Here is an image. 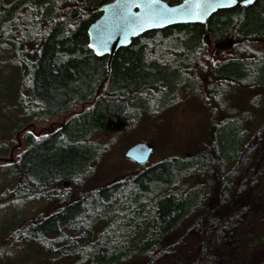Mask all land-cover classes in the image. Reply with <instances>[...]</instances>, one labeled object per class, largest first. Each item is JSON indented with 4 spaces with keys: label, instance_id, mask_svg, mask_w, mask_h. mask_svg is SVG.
Instances as JSON below:
<instances>
[{
    "label": "trees",
    "instance_id": "trees-1",
    "mask_svg": "<svg viewBox=\"0 0 264 264\" xmlns=\"http://www.w3.org/2000/svg\"><path fill=\"white\" fill-rule=\"evenodd\" d=\"M111 1L0 0V264H149L193 229L189 264H212V234L242 220L223 206L264 127V0H239L206 25L149 31L109 63L88 30ZM187 97L207 122L192 152L102 180L109 145L95 138L112 117L127 124L123 134L159 125ZM89 103L44 136L27 130ZM21 133L26 148L5 162ZM263 246L264 221L242 234L241 264Z\"/></svg>",
    "mask_w": 264,
    "mask_h": 264
},
{
    "label": "rangeland",
    "instance_id": "rangeland-1",
    "mask_svg": "<svg viewBox=\"0 0 264 264\" xmlns=\"http://www.w3.org/2000/svg\"><path fill=\"white\" fill-rule=\"evenodd\" d=\"M210 47L213 49V46ZM262 47L264 48V42ZM228 54L229 51L222 54L218 52L217 59L227 58ZM228 102L231 103L232 101ZM89 106L90 103L76 106L64 117L54 118L50 122H38L27 130L44 136L50 133L51 130L58 128L63 121ZM200 107L201 102L192 101L187 97L178 107L166 113L167 115L163 117L165 121H159V125L153 123L156 121L144 123L137 129L134 128L124 134L127 124L119 120L112 122L105 132L98 134L95 138L96 142L109 145L107 152L98 162L97 170L102 176V180H114L121 176V173L125 170L136 166L137 163L126 159L124 154L132 144L139 141L154 146V153L149 162L159 161L174 153L192 152V148L204 136V131L207 128V122L203 118L204 110L202 111V107ZM23 134L18 135L12 148V159H16L26 148ZM231 174L236 183L232 195L226 198L223 209L226 210V213L241 210L243 216L241 221L234 223L231 230L218 231L216 235L212 234V264H241L242 234L250 232L264 221V191H259L261 179L264 175V127L253 136L244 155L236 167L233 168ZM43 204L45 203H41L40 206H43ZM197 231V229H193L173 253L163 254L149 264H189L199 242ZM29 264L37 263L34 261ZM38 264L62 263L59 261H43ZM250 264H264V246L257 250Z\"/></svg>",
    "mask_w": 264,
    "mask_h": 264
},
{
    "label": "water",
    "instance_id": "water-1",
    "mask_svg": "<svg viewBox=\"0 0 264 264\" xmlns=\"http://www.w3.org/2000/svg\"><path fill=\"white\" fill-rule=\"evenodd\" d=\"M257 0H243L244 5H253ZM239 0H183L171 5L165 0H113L101 6L100 17L88 30L89 47L98 57H109L111 63L115 54L131 45L139 36L153 30H161L180 24H208L215 13L231 9ZM203 7L198 8L197 5ZM121 121L112 117L109 121ZM20 147V146H18ZM154 146L139 141L132 144L125 152L126 159L139 165L147 164ZM5 162L13 161L11 159Z\"/></svg>",
    "mask_w": 264,
    "mask_h": 264
},
{
    "label": "snow or ice",
    "instance_id": "snow-or-ice-1",
    "mask_svg": "<svg viewBox=\"0 0 264 264\" xmlns=\"http://www.w3.org/2000/svg\"><path fill=\"white\" fill-rule=\"evenodd\" d=\"M134 2H135V0H131V3H134ZM246 2H247V0H246ZM197 7L200 8V7H203V5L202 4H198Z\"/></svg>",
    "mask_w": 264,
    "mask_h": 264
}]
</instances>
